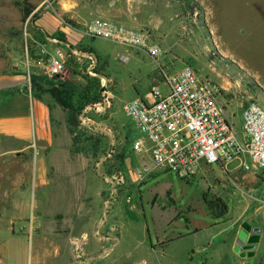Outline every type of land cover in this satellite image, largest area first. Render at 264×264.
I'll return each mask as SVG.
<instances>
[{
	"label": "rangeland",
	"instance_id": "374dc122",
	"mask_svg": "<svg viewBox=\"0 0 264 264\" xmlns=\"http://www.w3.org/2000/svg\"><path fill=\"white\" fill-rule=\"evenodd\" d=\"M69 1L0 0V150L11 147L16 141L17 130L23 132L17 141L25 142L32 135L29 118L33 111L32 105L38 97L32 94L34 101L29 97V75H46L38 63L39 48L46 39L30 17L36 12L41 20L48 17L57 19V15L67 18L70 13L63 12L61 7L65 8ZM73 1L81 3L83 0ZM177 2L179 5L160 2L150 4L153 13L163 12L172 17L168 26L174 29L172 33L153 40L162 50L158 56L159 62L141 51L137 59H132L128 54L131 47L101 37L85 36L83 39L84 45L97 57L95 71L98 69L97 73L102 78L106 77L105 88L114 93L109 108L101 113L88 110L71 121L77 132L84 133L83 136H100V150L97 155L92 154L86 147L80 154L92 162L103 157L104 175L116 176L114 187L117 191L115 198L111 197L112 200H109L106 212L120 226L121 242L111 255L115 256L118 263L125 259H135L147 264H241L243 261L244 264H264V169H259L256 176L239 171L227 177L218 164H213L211 168L202 170L190 180L162 170L137 181L121 160L131 154L135 156L133 140L142 135L123 111V104L133 96L150 90L151 77H160L161 67L166 73H172L184 65H189L200 77H207L217 84L223 79L230 80L235 83L232 88L234 92L221 88V94L227 95L225 97L241 105L252 97L264 105V0ZM26 7H33V10L24 18ZM60 21L61 25H65L62 19ZM150 31L154 35L153 30ZM219 50L230 60L240 62L249 75L220 58L216 54ZM123 55L129 59H122ZM32 58L36 60L35 66L31 64ZM86 61L82 58L83 66L79 70L70 58L64 74L56 76L55 79H64L69 70L76 71L77 77L84 75ZM33 70L37 74H33ZM250 76L256 78L261 87ZM158 86L164 90L161 82ZM227 111L228 120L233 121L239 130L242 108H227ZM63 115L69 127L68 115L66 112ZM114 120L117 128L126 133L127 148L132 153L125 151L124 133L118 132ZM106 128L111 129L114 138L112 143L104 138L103 130ZM3 158L8 163L21 159L26 163L27 158L31 159L27 152L20 153L18 157L10 153ZM236 163L233 160L225 165L229 173ZM137 164L136 167L140 166L139 161ZM123 172L125 181L118 183L117 180ZM109 191L112 192L111 188ZM43 192L38 190L35 199H32L31 190L28 197L29 205H32L33 200L38 207L33 212L36 216L35 222L42 221V212L47 206L65 205L62 203L71 200L70 197L62 196L48 198ZM212 197H220L226 203L228 211L223 216L214 217L210 213L206 201ZM48 201L51 204H47ZM28 216L30 219L32 211H29ZM243 221H247L250 227H256L260 232L261 238L252 257L238 255L231 246L235 229ZM19 227V221H15V231L21 234ZM25 233L24 246V242H20L19 246L4 245L0 248V264H9L11 259L7 256L12 253V264H36L38 253L40 264H63L61 253L43 257V247L37 244V234L27 230ZM170 238H174L173 242L163 246L162 242ZM55 239L58 245L50 248L52 251L55 248L61 251L59 240ZM8 248L13 249V252L9 253ZM105 262L106 259H100L90 264Z\"/></svg>",
	"mask_w": 264,
	"mask_h": 264
},
{
	"label": "crops",
	"instance_id": "0c3cea01",
	"mask_svg": "<svg viewBox=\"0 0 264 264\" xmlns=\"http://www.w3.org/2000/svg\"><path fill=\"white\" fill-rule=\"evenodd\" d=\"M159 2L167 5H179L177 0H83L81 3L70 0L69 3L65 4V8L64 6L61 7V10L70 13L67 19L73 21L75 25L65 22L64 16L61 15H57V19L53 17L43 20L37 18L34 23L37 29L44 34L46 42L43 44L47 46L48 51L54 52L56 48H60L68 53L66 64H70V58H72L74 64H76L75 68L81 70L83 66L82 59H77L70 51L72 49L91 50L83 43L84 37L88 35L82 32V27L87 21L94 17H103L132 27L149 28L154 32V35L152 34L153 40H157L174 30L172 26H168L171 16L163 12L153 13L154 11L150 8V4ZM60 19L63 20L65 25H61ZM58 31L61 32L63 40L54 37V34ZM139 51L131 48L128 49V54L132 59H137L140 56ZM91 52L93 51L91 50ZM141 52L145 53L144 51ZM212 53L213 51L211 56H213ZM216 54L235 65L238 70L243 71L247 76L249 75V72L240 62L234 61V59L230 60L220 50ZM152 58L154 59V57ZM122 59L127 60L129 58L123 55ZM35 62V58H32V66L36 65ZM86 64L84 65L85 68ZM161 71H164L162 67ZM33 74H37V72L33 70ZM251 78L260 86L256 78ZM151 80V86L158 85L159 82L163 84L162 75L160 77L154 75ZM99 84L101 88L100 79ZM218 84L223 90L234 92L232 89L235 87L234 82L223 79ZM148 91L143 94L139 93L131 99L145 97ZM32 94V92L29 93V97L34 101ZM104 94L110 98V101L113 100L114 93L108 90L107 87L104 88ZM225 96L227 95L222 94L219 99L222 104L224 103V112L229 117L227 108H242V105L241 103L236 104L235 101ZM37 97L36 103L32 105L33 111L29 118L32 124V135L27 137L28 140L25 142L17 141L19 135L23 132L12 130L16 134V141L13 142L11 147L0 150V248L4 245L9 247L19 246L20 242H24L26 238L25 230H27V232L37 234V244L43 247L41 252L43 257H50L52 253L53 255L61 253L64 259L63 264H90L94 260L100 259H106L105 264H147L145 262L141 263L142 260L135 259H125L123 262L118 263L115 256L111 255L121 242L120 226L115 220H111L110 215L106 212L109 200H112L111 197L115 198L114 195L117 191L114 187L116 176L114 174L110 177L104 175L102 170L105 165L103 157L92 162L88 157L82 156L81 152L72 151V134L65 123L63 115V112L66 111H62V107L46 93ZM224 97L226 100L223 99ZM114 125L120 132L121 130L117 128L115 120ZM2 130L5 131V128H2ZM103 131L104 138L112 143L114 141L112 133L107 132L105 129ZM237 132L241 135V122L240 129ZM123 133L126 144L125 151L128 152L130 150L127 148V135L125 132ZM24 152L29 153L31 157V159L27 158L26 163L23 162V159L11 160L8 163L3 158L10 153L18 157L20 153L23 154ZM130 152L132 153V151ZM131 155L121 159L126 168H129L130 173L138 165V161L140 164L149 162V156L146 153L135 154L134 157ZM258 170L254 168L244 171L234 166V169L230 173L226 172V175L230 177V175L243 171L256 176ZM121 174L119 180H117L118 183H124L125 181L124 172ZM109 188L112 192L109 191ZM31 190L32 199H35L36 192L41 190L44 191L43 195H47L48 198L62 196L65 198L70 197L71 200L62 203L65 205L47 206L43 209L44 218L42 221L35 222L36 216L33 212L38 207L35 206L33 200L32 205H29L28 197ZM29 211H32L30 219L28 216ZM15 221L20 223L18 231H22L21 234L15 231ZM237 230L238 228L235 229L232 239V247L236 246ZM22 238L23 240H19ZM55 238L59 240L61 251L58 248L52 251L50 248L58 245ZM173 240L174 238H170L162 244L166 246ZM74 242H77V245ZM24 244L25 242L22 243L23 246ZM8 250L9 253L13 252V249L8 248ZM13 256L14 253L7 256L8 259H11L9 264H12ZM39 259L40 253L37 255L36 264H40ZM244 263V261L241 262V264Z\"/></svg>",
	"mask_w": 264,
	"mask_h": 264
},
{
	"label": "built area",
	"instance_id": "2783aa9c",
	"mask_svg": "<svg viewBox=\"0 0 264 264\" xmlns=\"http://www.w3.org/2000/svg\"><path fill=\"white\" fill-rule=\"evenodd\" d=\"M82 32L90 37H101L112 42L138 49L154 57L156 62L161 47L153 42L151 31L132 27L103 17L87 21ZM77 59H86L83 73L99 76L101 99L87 104L82 112H102L110 106L104 94L106 77L95 71L97 57L90 50L72 49ZM38 63L49 77L61 76L66 69L68 53L60 48L49 52L41 44ZM164 90L151 86L145 97H135L123 104V111L142 134L133 140L135 154L146 153L149 162L133 169L137 181L155 171H171L179 178L190 180L203 169L236 160V168L244 171L264 169V105L249 97L242 105L241 135L224 112L220 102L221 87L196 70L184 65L172 73L162 71ZM111 133V129L106 128Z\"/></svg>",
	"mask_w": 264,
	"mask_h": 264
},
{
	"label": "trees",
	"instance_id": "16d2710c",
	"mask_svg": "<svg viewBox=\"0 0 264 264\" xmlns=\"http://www.w3.org/2000/svg\"><path fill=\"white\" fill-rule=\"evenodd\" d=\"M32 10L33 7H26L23 12L24 18L28 17ZM38 16V13L35 12L31 15L30 19L32 22H35ZM63 19L65 22L75 25L73 21L65 17ZM42 35L44 36V34ZM54 37L63 40L60 31L56 32ZM77 76L78 73L74 70H69L66 77L62 80H57L55 77H47L46 75L30 74V90L36 96L44 93L48 94L66 111L70 122L69 131L72 134V151L82 152L86 147V149L92 151V154L97 155L100 150V136H83L84 133L77 132L74 123L71 121L75 120V117L82 112L87 104L97 102L101 99L100 94L102 89L99 86V78L91 77L88 74L80 77ZM79 145L81 146L79 147ZM206 202L210 213L214 217H221L228 211L226 203L220 197H212Z\"/></svg>",
	"mask_w": 264,
	"mask_h": 264
},
{
	"label": "water",
	"instance_id": "95a60500",
	"mask_svg": "<svg viewBox=\"0 0 264 264\" xmlns=\"http://www.w3.org/2000/svg\"><path fill=\"white\" fill-rule=\"evenodd\" d=\"M250 230V225L247 221H243L241 223V228L237 232L236 246L234 247L235 251H239V248H250L254 247V243L258 242V234L248 235V231ZM252 231H258L257 229H253ZM77 245V242H74ZM247 243L248 245H245ZM252 244V245H251ZM240 256H244V252L239 253ZM249 264V263H246Z\"/></svg>",
	"mask_w": 264,
	"mask_h": 264
},
{
	"label": "flooded vegetation",
	"instance_id": "af4514ba",
	"mask_svg": "<svg viewBox=\"0 0 264 264\" xmlns=\"http://www.w3.org/2000/svg\"><path fill=\"white\" fill-rule=\"evenodd\" d=\"M242 223V222H241ZM241 223H240V225H239V227H238V230L241 228ZM256 227H250V230L248 231V235H254V234H258L259 236H258V241L260 240V232H259V230L258 231H252L253 229H255ZM238 230H237V232H238ZM237 232H236V239H237ZM258 242H256V243H254V247L252 248V247H250V248H239V251L237 252V254L239 255V253L240 252H244V254H245V256H250V257H252V255H253V251H254V249L256 248V244H257ZM245 245H248L247 243H245ZM252 245V244H251Z\"/></svg>",
	"mask_w": 264,
	"mask_h": 264
},
{
	"label": "bare ground",
	"instance_id": "6f19581e",
	"mask_svg": "<svg viewBox=\"0 0 264 264\" xmlns=\"http://www.w3.org/2000/svg\"><path fill=\"white\" fill-rule=\"evenodd\" d=\"M226 53V52H225Z\"/></svg>",
	"mask_w": 264,
	"mask_h": 264
}]
</instances>
